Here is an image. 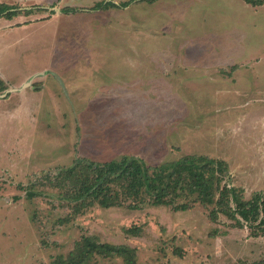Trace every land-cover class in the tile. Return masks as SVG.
Listing matches in <instances>:
<instances>
[{
  "label": "rangeland",
  "instance_id": "374dc122",
  "mask_svg": "<svg viewBox=\"0 0 264 264\" xmlns=\"http://www.w3.org/2000/svg\"><path fill=\"white\" fill-rule=\"evenodd\" d=\"M109 1L120 6L93 8ZM0 3L34 8L0 16V264H52L89 241L134 248L139 264L264 259V226L254 236L224 214L213 221L197 194L155 204L117 180L123 203L107 207L65 172L81 158L158 166L194 154L226 161L222 185L245 199L264 194V5ZM88 264L124 259L96 252Z\"/></svg>",
  "mask_w": 264,
  "mask_h": 264
},
{
  "label": "trees",
  "instance_id": "16d2710c",
  "mask_svg": "<svg viewBox=\"0 0 264 264\" xmlns=\"http://www.w3.org/2000/svg\"><path fill=\"white\" fill-rule=\"evenodd\" d=\"M254 6L264 5V0H245ZM118 7L116 3L99 2L93 8ZM34 8L24 9L18 6L0 3V16L13 18L24 12H34ZM69 7L63 11H70ZM75 10V9H74ZM6 89L5 82L0 79V90ZM229 170L228 163L203 155H185L177 160L169 161L158 166L148 165L144 159L137 156H124L105 162L78 159L76 163L66 169V175L83 195L100 198L102 206L121 205L118 197L120 192H112L110 184L124 180L126 193L130 196L143 194L151 197L155 204H172L175 197L183 188L187 195L197 194L204 205H213L210 218L213 221L224 214L236 220L242 226L247 224L252 235H259L258 229L264 226V194L257 193L251 199H245L242 188L222 185L223 177ZM32 196V194H28ZM182 205V206H181ZM175 205V209H187L186 204ZM132 207H137L136 205ZM128 231L136 232L131 227ZM264 234V228H262ZM105 255H119L124 264H139L134 248L125 245L103 244L89 241L86 245L77 246L67 258L57 257L52 264H88L94 253ZM234 264H264V259L255 262H237Z\"/></svg>",
  "mask_w": 264,
  "mask_h": 264
}]
</instances>
